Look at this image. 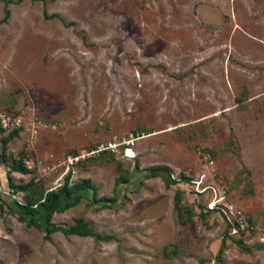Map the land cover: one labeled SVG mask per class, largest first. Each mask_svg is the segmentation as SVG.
Instances as JSON below:
<instances>
[{
  "label": "rangeland",
  "instance_id": "obj_1",
  "mask_svg": "<svg viewBox=\"0 0 264 264\" xmlns=\"http://www.w3.org/2000/svg\"><path fill=\"white\" fill-rule=\"evenodd\" d=\"M0 112V264H264V0H0Z\"/></svg>",
  "mask_w": 264,
  "mask_h": 264
},
{
  "label": "trees",
  "instance_id": "obj_2",
  "mask_svg": "<svg viewBox=\"0 0 264 264\" xmlns=\"http://www.w3.org/2000/svg\"><path fill=\"white\" fill-rule=\"evenodd\" d=\"M8 10L5 9V15L7 16ZM2 128L0 127V130ZM18 130L10 131L4 138H2L1 143L5 146L13 137L17 136ZM0 159L6 162V156L3 151L0 153ZM12 170L17 172L26 173L29 169L23 167L22 165L14 163L11 167ZM10 186H13L10 183ZM74 191L71 186H69L68 181L65 180L64 183L55 190L48 191L45 196L35 204V206L30 204H18L13 200H4L9 207L16 209L18 215L21 219L31 222H37L38 224L44 225V231L46 233L54 232L58 227L54 226L50 222V218L54 211H62L68 208L77 197H74ZM64 232L70 234H80V235H92L96 238H103L98 233L94 232L89 226L85 224H78L69 229H64ZM224 238L222 239V244Z\"/></svg>",
  "mask_w": 264,
  "mask_h": 264
},
{
  "label": "built area",
  "instance_id": "obj_3",
  "mask_svg": "<svg viewBox=\"0 0 264 264\" xmlns=\"http://www.w3.org/2000/svg\"><path fill=\"white\" fill-rule=\"evenodd\" d=\"M21 123V119L17 117H12L8 114L1 113L0 112V127L4 129L5 131L12 130L16 127H18ZM236 220V227L235 229L238 230H244L245 228H248V223L245 220L243 216H239Z\"/></svg>",
  "mask_w": 264,
  "mask_h": 264
}]
</instances>
